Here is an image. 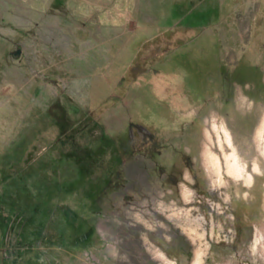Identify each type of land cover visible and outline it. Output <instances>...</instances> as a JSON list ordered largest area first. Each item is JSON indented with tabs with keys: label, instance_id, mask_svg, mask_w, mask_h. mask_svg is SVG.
Here are the masks:
<instances>
[{
	"label": "rangeland",
	"instance_id": "1",
	"mask_svg": "<svg viewBox=\"0 0 264 264\" xmlns=\"http://www.w3.org/2000/svg\"><path fill=\"white\" fill-rule=\"evenodd\" d=\"M0 264H264V0H0Z\"/></svg>",
	"mask_w": 264,
	"mask_h": 264
}]
</instances>
